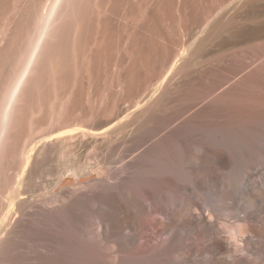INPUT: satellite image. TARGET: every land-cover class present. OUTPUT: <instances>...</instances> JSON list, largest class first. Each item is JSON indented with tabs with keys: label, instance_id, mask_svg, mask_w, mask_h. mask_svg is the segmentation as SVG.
Instances as JSON below:
<instances>
[{
	"label": "rangeland",
	"instance_id": "obj_1",
	"mask_svg": "<svg viewBox=\"0 0 264 264\" xmlns=\"http://www.w3.org/2000/svg\"><path fill=\"white\" fill-rule=\"evenodd\" d=\"M181 49L186 55L153 93ZM260 65L264 0H0V214L10 197L19 199L25 190L24 179L16 178L22 173V150L65 122L95 128L127 111L111 141L87 136L65 146L62 154L59 146L43 147L32 172L40 193L49 191L58 169L87 155L93 156L94 167L82 178L87 191L99 189L103 197L128 209L130 201L119 191L116 196L106 193L100 179H116L132 198H145L141 182H150L161 166L168 165L167 171L178 177L183 172L185 179H177L180 186L192 170L204 172L197 180L207 179L208 162L216 170L208 153L212 149L225 153L234 148L250 160V148L256 144L249 137L264 135ZM137 101L141 103L134 109ZM196 145L205 149L200 170L189 162ZM101 161L105 164L98 165ZM96 164L103 169L97 170ZM73 184L75 177L69 175L63 186ZM85 201L69 211L34 207L30 218L14 214L11 220L20 222L0 245V264H23L26 250L34 249L46 229L97 226L92 210L98 205L88 196ZM145 202L148 212L156 206ZM121 215L113 218L124 221ZM157 216L164 220L165 215ZM100 252L92 254L97 258Z\"/></svg>",
	"mask_w": 264,
	"mask_h": 264
},
{
	"label": "bare ground",
	"instance_id": "obj_2",
	"mask_svg": "<svg viewBox=\"0 0 264 264\" xmlns=\"http://www.w3.org/2000/svg\"><path fill=\"white\" fill-rule=\"evenodd\" d=\"M56 1L52 0L54 3ZM185 52V49L180 52L178 51L175 57H173L174 59H172L173 61L171 60L172 62L169 64L168 69H166V73L156 83L154 82L155 84L153 83V93L166 82V79L168 80L169 75L179 63L178 61H180L183 55H186ZM262 66L264 65H260V68ZM263 101L261 102L263 103ZM140 103L137 101L134 109ZM126 112L118 116L117 119L109 123L107 122L105 125L103 123L102 126L95 128L84 124L65 122L57 128L54 127L55 129L53 128L51 132L46 133L45 137L35 141V143L32 142L30 146H26L27 148L25 147L22 150L20 155V160L23 164L22 173L16 174V178L24 179L26 186H23L25 190L22 195L19 194V199L16 196L10 197L6 208L4 207L5 209L0 214V245L5 243L11 234L15 233L14 229L17 223L20 222L16 217L24 215V217L30 218L33 214L31 213L32 210L34 212L36 208L40 209L39 211H69L75 206L86 205L85 197L88 196L93 198L98 205L92 210L95 219L98 221V225L80 231L72 229L44 230L41 233V237L36 239L34 249L29 250L28 248L26 250L25 262L23 264H122V262L129 264L131 261L132 264L134 261L135 264H264V135L249 137L250 140L248 141L255 142L254 144H256L252 147L250 146V160L243 153L239 154L240 151L237 153L234 148L228 147L225 153L223 151L220 153L217 149H212V152L208 151L209 155L212 154V159L215 160L217 166H214L216 170H211V164L208 162L209 167L205 169V172L207 170L208 173H205L206 177L208 175L207 179L198 178L199 180H197L199 174H204L202 171L198 174L199 171L197 169L200 170V167L197 166L201 164L205 149L202 150V145H196L192 155H189L191 160L189 162H193V165L196 164L195 167L197 168H193L197 171L184 172L183 177L187 173L188 182L179 186L177 179L180 181L185 179V177H181L183 172L179 176L181 177L180 179L174 172L167 171L165 167L168 165L161 166L157 171V175L152 177L151 181L149 180L150 182H141V190L145 198H132V195L130 196L128 191H126L127 189L121 188L119 182L111 177H104L99 180V185L105 189L106 193L109 192L116 196L121 192L130 201L134 212L131 211V205L130 210L118 202H113L103 197L101 191H98L99 189L87 191L86 183L82 182V178L88 177L94 170V167L90 165V160L93 156L90 155L77 160L64 169L62 168L63 170L61 168L58 169L55 179L49 180V187L51 188L48 192L50 193H40L39 191L42 188L34 187L33 179L36 176L33 177V165L35 164L37 154L40 153L39 151L43 147L50 145L59 146L60 154H62L61 152L65 151L63 150L65 146L68 148V145H71L72 142L76 144V142L85 139L87 136L92 138L103 137L105 142L111 141L112 135L114 136L117 129L115 126L126 117ZM114 138L116 137L114 136ZM105 144L108 145V143ZM85 145H87V142ZM48 152L51 151L48 150ZM201 153L203 154L201 155ZM187 154H191V152ZM220 154L222 155L220 156ZM100 163L105 164V162L101 161L98 162V165ZM205 163L203 161V164ZM98 165L97 170H102L104 166ZM204 167H202L203 171ZM218 173L221 174L220 178L218 177ZM69 175L75 177V184L71 187H64L63 183ZM255 175H257V178L254 177ZM204 179L206 180L205 183L198 182L200 180L204 181ZM179 192L181 195L177 197L176 194ZM146 200L156 203L151 212L147 210L149 205L145 202ZM65 213L63 214L65 215ZM157 213L165 215L164 220L162 218L161 220L157 216ZM14 214H16V217L14 216L15 219L13 218L14 220L12 221L11 218ZM113 214H122L121 217L124 216L127 220H115ZM235 223L246 225L242 245L239 248L227 242L225 229L222 227V225H234ZM27 228L25 225L26 230ZM125 229H128L129 232H124V234L123 231ZM25 233L27 234L26 231ZM25 238L29 242V237L25 236ZM95 250L101 251L97 258L92 254ZM129 260L130 262H128Z\"/></svg>",
	"mask_w": 264,
	"mask_h": 264
},
{
	"label": "clouds",
	"instance_id": "obj_3",
	"mask_svg": "<svg viewBox=\"0 0 264 264\" xmlns=\"http://www.w3.org/2000/svg\"><path fill=\"white\" fill-rule=\"evenodd\" d=\"M222 227L225 229L227 242L236 248L241 247L246 225L243 223H235L234 225H222Z\"/></svg>",
	"mask_w": 264,
	"mask_h": 264
}]
</instances>
